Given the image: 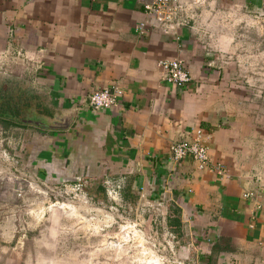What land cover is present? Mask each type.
Returning <instances> with one entry per match:
<instances>
[{"label": "crops", "instance_id": "0c3cea01", "mask_svg": "<svg viewBox=\"0 0 264 264\" xmlns=\"http://www.w3.org/2000/svg\"><path fill=\"white\" fill-rule=\"evenodd\" d=\"M143 1L0 0V50L10 44L35 60L10 79L27 86L22 104L31 103L32 118L64 126L19 127L37 145L31 162L70 184L83 178L91 200L105 179L125 178V203L162 201L166 227L177 210L180 264H211L212 256V264H264V161L254 150L264 138L253 132L260 118L246 81L253 43L264 39L236 32L264 27V0H211L178 41L157 28L138 34ZM237 15L251 22L236 29ZM177 57L192 77L182 89L158 67ZM113 85L125 92L120 106L94 111L90 95ZM199 132L210 153L205 171L171 155ZM257 190L261 209L243 197Z\"/></svg>", "mask_w": 264, "mask_h": 264}, {"label": "rangeland", "instance_id": "374dc122", "mask_svg": "<svg viewBox=\"0 0 264 264\" xmlns=\"http://www.w3.org/2000/svg\"><path fill=\"white\" fill-rule=\"evenodd\" d=\"M235 19L240 24L236 29L248 20L243 15ZM247 27L237 29V36L264 39V27ZM236 29H225L224 36L232 37ZM252 57L246 81L253 92V116L260 118L253 132L263 139L264 40L253 43ZM22 65L10 64L9 77L0 74V104L7 98L21 108V91L27 86L21 79L12 82V76ZM8 91L12 100L4 95ZM28 111L22 109L27 118L32 116ZM32 141L27 129L0 122V264H180L179 241L166 227L162 210L138 201L115 205L107 197L101 203L87 202V187L76 192L73 184L59 179L53 166L44 169L31 162L37 149ZM255 149L264 161V140L255 143Z\"/></svg>", "mask_w": 264, "mask_h": 264}, {"label": "built area", "instance_id": "2783aa9c", "mask_svg": "<svg viewBox=\"0 0 264 264\" xmlns=\"http://www.w3.org/2000/svg\"><path fill=\"white\" fill-rule=\"evenodd\" d=\"M211 0H144L143 12L147 17V21L140 23L137 32L143 36L148 27L159 29L164 35H172L176 40H180L179 32L184 28H191L198 20L200 11H206L211 6ZM5 52L4 56L0 55V74L9 77L8 71L10 64L22 62L24 65L35 64V60L25 49H15L12 45ZM26 63V64H24ZM158 67L164 74V81L178 89L188 85L192 77L188 72L185 62L180 57L174 59L161 60ZM10 70V69H9ZM125 92L119 85H113L110 88L98 89L89 97V102L94 111L101 112L116 109L120 106ZM172 160L176 163L184 161H193L199 171H205L210 168L209 148L202 138V133H198L194 140L177 143L171 148ZM218 169V166H217ZM74 185V184H73ZM103 185L109 201L115 205H123L124 193L126 189V179L107 178ZM86 184L83 178L77 180L74 185V191H79ZM86 194V193H85ZM87 202L90 200L88 195ZM244 199L254 200L258 209L262 208L259 201V192H248L244 194ZM142 199H146V195H141ZM148 206L154 207L156 210L163 209V202L156 203L146 201ZM153 203V204H152Z\"/></svg>", "mask_w": 264, "mask_h": 264}, {"label": "trees", "instance_id": "16d2710c", "mask_svg": "<svg viewBox=\"0 0 264 264\" xmlns=\"http://www.w3.org/2000/svg\"><path fill=\"white\" fill-rule=\"evenodd\" d=\"M5 94L8 95L9 100H12L11 97H9L10 96L9 91H8V93H4V95ZM1 97L6 98L5 96H1ZM0 102H1V99H0ZM30 106H31V103L29 101H27L26 103L22 104L21 108L19 109L16 106H12V104L10 102H7V98H6V103L0 104V122L4 123L7 127H20V128L28 127L26 125H22V124L18 123L16 121V119L27 118V116L24 115V113L22 112V109L23 110L29 109ZM96 195L99 198L98 200H96L94 198L92 200L90 199L95 204L101 203L107 197L104 185H103V189L100 188L97 191ZM124 200H125V195H124ZM167 227H168V230L175 236H178L180 233H182V231H181L182 230V223H181L180 218L178 217V211L177 210L170 211V213L168 215ZM218 250H219V248L217 249V247L213 248L214 253H217ZM213 259L214 258L212 256L210 258L209 263L212 264Z\"/></svg>", "mask_w": 264, "mask_h": 264}, {"label": "water", "instance_id": "95a60500", "mask_svg": "<svg viewBox=\"0 0 264 264\" xmlns=\"http://www.w3.org/2000/svg\"><path fill=\"white\" fill-rule=\"evenodd\" d=\"M16 121L22 125L40 127L46 130H57L64 128V126L61 125L63 122H60V119L56 120L58 122H56L55 125H47L46 123H44V121L31 117L25 119H16Z\"/></svg>", "mask_w": 264, "mask_h": 264}]
</instances>
